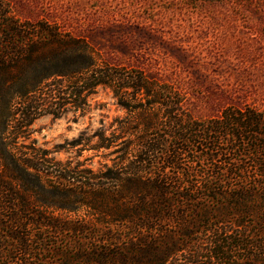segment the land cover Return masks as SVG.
Listing matches in <instances>:
<instances>
[{
    "label": "trees",
    "instance_id": "1",
    "mask_svg": "<svg viewBox=\"0 0 264 264\" xmlns=\"http://www.w3.org/2000/svg\"><path fill=\"white\" fill-rule=\"evenodd\" d=\"M101 86L133 115L105 172L18 144ZM224 104L197 118L175 87L0 0V264H264V108Z\"/></svg>",
    "mask_w": 264,
    "mask_h": 264
},
{
    "label": "rangeland",
    "instance_id": "2",
    "mask_svg": "<svg viewBox=\"0 0 264 264\" xmlns=\"http://www.w3.org/2000/svg\"><path fill=\"white\" fill-rule=\"evenodd\" d=\"M4 1L20 22L58 26L113 64L175 87L197 118L218 115L228 101L264 108V0ZM128 119L133 115L101 86L87 96L85 111L44 115L18 144L100 174L115 162L112 133Z\"/></svg>",
    "mask_w": 264,
    "mask_h": 264
}]
</instances>
